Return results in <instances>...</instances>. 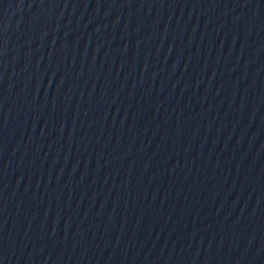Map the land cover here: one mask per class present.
Wrapping results in <instances>:
<instances>
[{
  "label": "water",
  "instance_id": "water-1",
  "mask_svg": "<svg viewBox=\"0 0 264 264\" xmlns=\"http://www.w3.org/2000/svg\"><path fill=\"white\" fill-rule=\"evenodd\" d=\"M0 264H264V0H0Z\"/></svg>",
  "mask_w": 264,
  "mask_h": 264
}]
</instances>
